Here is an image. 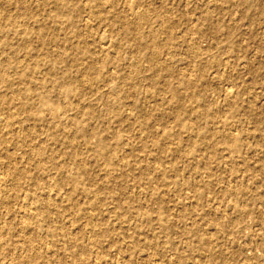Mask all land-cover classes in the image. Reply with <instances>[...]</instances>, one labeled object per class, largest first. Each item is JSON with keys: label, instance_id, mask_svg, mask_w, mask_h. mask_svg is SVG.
Returning <instances> with one entry per match:
<instances>
[{"label": "rangeland", "instance_id": "rangeland-1", "mask_svg": "<svg viewBox=\"0 0 264 264\" xmlns=\"http://www.w3.org/2000/svg\"><path fill=\"white\" fill-rule=\"evenodd\" d=\"M95 263L264 264V0H0V264Z\"/></svg>", "mask_w": 264, "mask_h": 264}, {"label": "bare ground", "instance_id": "bare-ground-1", "mask_svg": "<svg viewBox=\"0 0 264 264\" xmlns=\"http://www.w3.org/2000/svg\"><path fill=\"white\" fill-rule=\"evenodd\" d=\"M46 1V0H45ZM106 40V39H105ZM103 41L102 43H103V45H106V44H108L109 42H106V41ZM108 41V40H107ZM100 42V41H99ZM100 44V43H99ZM101 46V45H100ZM104 47H102V49H103ZM153 49V48H152ZM153 55V54H152ZM151 57V56H150ZM86 82V81H85ZM64 93H69V89L68 88H64L63 90H62ZM231 93L232 92H227L226 94H227V96H231ZM231 149H233V150H235L236 149V144L235 145H232L231 146ZM4 178V177H3ZM28 201V200H27ZM26 207V206H25ZM33 226V225H32ZM72 229H74L73 227H72ZM70 233V232H69ZM36 235V234H35ZM41 239V238H40ZM21 252V251H20ZM10 253V252H9ZM33 253V252H32ZM37 253V252H36ZM23 255V254H22ZM103 260V259H102ZM15 261V260H14ZM8 262V261H7ZM10 262V261H9ZM101 262V261H100ZM96 263H99V260H98V262H96ZM95 263V264H96ZM156 263V262H155ZM154 264V263H153Z\"/></svg>", "mask_w": 264, "mask_h": 264}]
</instances>
